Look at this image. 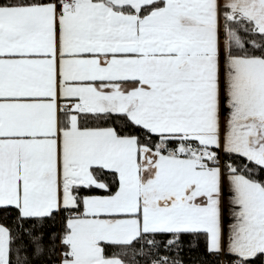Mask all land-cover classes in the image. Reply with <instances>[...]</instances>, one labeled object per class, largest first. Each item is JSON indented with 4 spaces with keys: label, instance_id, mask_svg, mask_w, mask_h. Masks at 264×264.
<instances>
[{
    "label": "snow or ice",
    "instance_id": "obj_1",
    "mask_svg": "<svg viewBox=\"0 0 264 264\" xmlns=\"http://www.w3.org/2000/svg\"><path fill=\"white\" fill-rule=\"evenodd\" d=\"M0 264H264V0H0Z\"/></svg>",
    "mask_w": 264,
    "mask_h": 264
},
{
    "label": "trees",
    "instance_id": "obj_2",
    "mask_svg": "<svg viewBox=\"0 0 264 264\" xmlns=\"http://www.w3.org/2000/svg\"><path fill=\"white\" fill-rule=\"evenodd\" d=\"M192 255H195V253H193Z\"/></svg>",
    "mask_w": 264,
    "mask_h": 264
}]
</instances>
